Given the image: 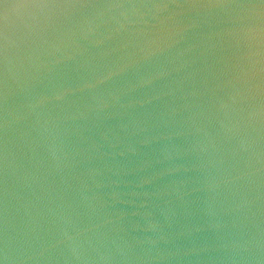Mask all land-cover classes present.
Returning a JSON list of instances; mask_svg holds the SVG:
<instances>
[{
    "label": "water",
    "instance_id": "95a60500",
    "mask_svg": "<svg viewBox=\"0 0 264 264\" xmlns=\"http://www.w3.org/2000/svg\"><path fill=\"white\" fill-rule=\"evenodd\" d=\"M0 264H264V0H0Z\"/></svg>",
    "mask_w": 264,
    "mask_h": 264
}]
</instances>
